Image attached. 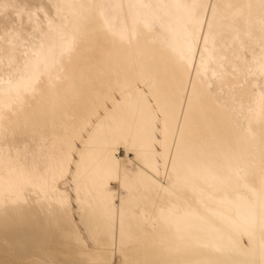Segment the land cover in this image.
<instances>
[{
	"label": "bare ground",
	"instance_id": "obj_1",
	"mask_svg": "<svg viewBox=\"0 0 264 264\" xmlns=\"http://www.w3.org/2000/svg\"><path fill=\"white\" fill-rule=\"evenodd\" d=\"M0 240L264 264V0H0Z\"/></svg>",
	"mask_w": 264,
	"mask_h": 264
},
{
	"label": "rangeland",
	"instance_id": "obj_2",
	"mask_svg": "<svg viewBox=\"0 0 264 264\" xmlns=\"http://www.w3.org/2000/svg\"><path fill=\"white\" fill-rule=\"evenodd\" d=\"M22 237L24 238V239L23 238L22 239L25 240V238L27 239L28 235L24 234V235H22ZM19 249L20 248L14 247L12 245V243H10V242L8 243V241L5 242V241L0 240V258L5 259L6 261H8L12 264H22V263L23 264H29V263L30 264H52V263L53 264H80V263L83 264L80 261L81 256H79V257L77 256L78 253L76 250L75 251L70 250V251H66V252H59V251H56L52 248H37L36 252H35V250L29 251L27 249L26 250H24V249L19 250ZM19 257H20V260H19ZM33 259H34V261H33ZM36 261L37 262L39 261V262L36 263ZM25 262H27V263H25Z\"/></svg>",
	"mask_w": 264,
	"mask_h": 264
}]
</instances>
